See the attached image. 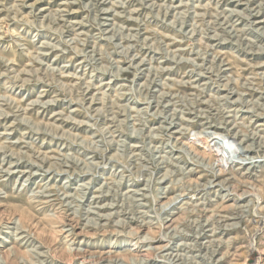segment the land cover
Returning <instances> with one entry per match:
<instances>
[{
	"label": "rangeland",
	"instance_id": "rangeland-1",
	"mask_svg": "<svg viewBox=\"0 0 264 264\" xmlns=\"http://www.w3.org/2000/svg\"><path fill=\"white\" fill-rule=\"evenodd\" d=\"M0 264H264V0H0Z\"/></svg>",
	"mask_w": 264,
	"mask_h": 264
},
{
	"label": "bare ground",
	"instance_id": "bare-ground-1",
	"mask_svg": "<svg viewBox=\"0 0 264 264\" xmlns=\"http://www.w3.org/2000/svg\"><path fill=\"white\" fill-rule=\"evenodd\" d=\"M105 117V116H104ZM211 133V132H210ZM215 133V132H214ZM213 135V134H212ZM224 135V134H223ZM214 136V135H213ZM232 136L230 135V138H231ZM217 139V137H215L214 136V139L212 138V140H216ZM210 140V139H209ZM220 146V145H219ZM250 149H252V148H250ZM249 148L248 149H245L243 152H245L246 150H250ZM224 150V149H223ZM223 154V153H222ZM243 154V153H242ZM247 155V154H246ZM245 156V155H244ZM112 161V160H111ZM132 172V171H131ZM126 199V198H125ZM184 251V250H183Z\"/></svg>",
	"mask_w": 264,
	"mask_h": 264
}]
</instances>
